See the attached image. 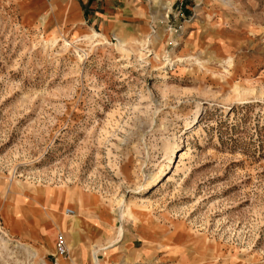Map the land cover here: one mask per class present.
<instances>
[{
	"label": "rangeland",
	"instance_id": "rangeland-1",
	"mask_svg": "<svg viewBox=\"0 0 264 264\" xmlns=\"http://www.w3.org/2000/svg\"><path fill=\"white\" fill-rule=\"evenodd\" d=\"M86 2L0 0V264H264V0Z\"/></svg>",
	"mask_w": 264,
	"mask_h": 264
},
{
	"label": "crops",
	"instance_id": "crops-1",
	"mask_svg": "<svg viewBox=\"0 0 264 264\" xmlns=\"http://www.w3.org/2000/svg\"><path fill=\"white\" fill-rule=\"evenodd\" d=\"M86 5L88 6V10H87L88 13L95 12L99 16H104L106 18H107V16L109 17V16L114 15V13H112V9H111L112 0H87ZM80 13H82V15H85L86 11L83 12L82 10H80ZM114 16H115L114 17L115 20H119L118 19L119 18L118 17L119 16L118 13H116ZM81 204H82V202H81ZM34 210H35V212H33L32 215H33V218L34 217L36 218V214L41 209H39L38 206H37L36 208H34ZM88 210H89V208H88ZM38 225H39V223H38ZM39 227H40V225H39ZM39 227H38V229H39ZM42 231H43L44 237H45V234H48L49 233V232H47L46 229L45 230H42ZM72 232H75L76 234H78L74 228H71V233ZM83 253H84V260H86V251L83 250Z\"/></svg>",
	"mask_w": 264,
	"mask_h": 264
},
{
	"label": "built area",
	"instance_id": "built-area-1",
	"mask_svg": "<svg viewBox=\"0 0 264 264\" xmlns=\"http://www.w3.org/2000/svg\"><path fill=\"white\" fill-rule=\"evenodd\" d=\"M73 214L74 212L71 210L66 211V215H73ZM55 250L59 256H62L66 253V240L62 234H59L56 238Z\"/></svg>",
	"mask_w": 264,
	"mask_h": 264
},
{
	"label": "bare ground",
	"instance_id": "bare-ground-1",
	"mask_svg": "<svg viewBox=\"0 0 264 264\" xmlns=\"http://www.w3.org/2000/svg\"><path fill=\"white\" fill-rule=\"evenodd\" d=\"M93 36L96 37V36H99V35L96 34V33L94 32V35H93ZM119 44H120V46H122V42H121V41L119 42ZM143 45H144V44H143ZM122 47H123V46H122ZM72 227H73V226H72ZM72 227H68V230H69L68 232H69V233H71L70 230H71ZM119 231H120L119 235H121V228H120ZM96 252H97V251H94V257H95L94 259H96V260H95V264H98L97 257H96Z\"/></svg>",
	"mask_w": 264,
	"mask_h": 264
}]
</instances>
